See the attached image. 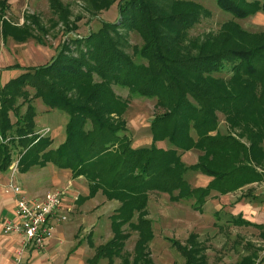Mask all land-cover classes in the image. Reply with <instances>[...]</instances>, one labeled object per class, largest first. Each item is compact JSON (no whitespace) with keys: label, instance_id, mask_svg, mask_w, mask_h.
Wrapping results in <instances>:
<instances>
[{"label":"trees","instance_id":"1","mask_svg":"<svg viewBox=\"0 0 264 264\" xmlns=\"http://www.w3.org/2000/svg\"><path fill=\"white\" fill-rule=\"evenodd\" d=\"M82 1L95 17L116 0ZM214 1L235 20L264 14V0ZM49 3L56 24L69 30V7L61 0ZM8 5L0 0L2 40L44 44L47 30L37 17L27 16L18 26L6 18ZM117 10L114 22L62 43L48 63L7 68L20 74L0 86V173L9 170L17 153L18 171L50 164L68 170L72 178H84L86 198L101 193L119 203L110 215L111 239L96 247L87 264H153L148 253L153 232L146 218L149 192L167 194L174 203L190 201L193 210L201 211L212 194L223 196L264 179V31L247 32L229 21L216 34L188 38L207 12L186 0H120ZM131 31L143 41L132 51L139 61L126 51ZM223 73L228 77L216 76ZM113 86L127 89L131 97L155 99L163 110L149 122V146L134 148L125 123L113 120L128 105ZM38 98L68 115L65 139L55 149L48 136L36 134L32 101ZM218 114L226 124L224 133ZM162 141L167 148L157 146ZM191 150L199 156L188 166L181 156ZM188 174L211 180L204 188H192ZM230 223L261 231L262 247L236 263L255 264L257 251L264 250V225L240 216ZM127 230L137 235L130 254L124 252ZM170 243L184 264H207L197 235L190 234L184 245Z\"/></svg>","mask_w":264,"mask_h":264},{"label":"rangeland","instance_id":"2","mask_svg":"<svg viewBox=\"0 0 264 264\" xmlns=\"http://www.w3.org/2000/svg\"><path fill=\"white\" fill-rule=\"evenodd\" d=\"M119 1L120 0H116L107 11H102L97 16L91 17L87 14L82 0H61L63 5L69 7V30H67L66 25L63 23L59 22L56 24L57 17L54 15V12L50 7L49 0H8L9 5L6 18L12 23L21 26L25 22L24 20L27 16L33 15L37 17L39 25L47 30L43 39L44 45H54L58 48L62 43L67 42L69 39L83 37L89 33L97 31L103 22H114L118 18L117 4ZM186 1H192L201 5L207 12V15L202 17L200 21L189 30L188 38H203L207 34H216L222 25L229 21L237 22L238 25L247 32L258 33L264 31V20H261L260 16L258 17L254 15L246 19L235 20L229 13L221 10L214 0ZM247 1L252 2L256 0ZM13 42H11V39L3 42L0 37V46L4 44L15 49L17 46H14ZM127 42L126 51L135 61H139L132 55V51L134 48L141 47L143 43L141 37L136 32L131 31L128 34ZM32 43L35 42L30 40L27 42V45H31ZM24 50L29 52L31 48H25ZM19 74L20 72L17 75ZM17 75L13 77H16ZM216 76L227 78L228 74L223 73ZM95 81H97V79ZM112 91L122 100H126L128 104L122 115H112L113 120L118 121L120 125L123 124V122L125 123L127 135L133 137L134 146L137 148L149 146L151 144L149 122L155 114H158L163 110L156 107L155 99L131 97L127 89L116 86L112 87ZM30 94H33L32 89H30ZM32 104L37 109V115L41 116L42 123L44 119H46V113L43 111L41 105L46 108L47 106H45L39 98L34 99ZM24 110L25 106L21 108L22 112ZM54 111L57 114L56 117L51 113L50 116H48L49 119H57L61 122H64V119L67 120V113L61 112V110ZM218 119L220 123L219 131L224 133L226 130V124L223 122V116L218 114ZM64 139L65 131L61 132L59 140L53 141V145L59 146ZM51 144L50 148L53 146ZM17 159L18 155L16 153L13 155V162ZM45 171L47 170H44L43 173H45ZM191 177L192 176L188 174L185 179L189 181ZM260 184H264V182L262 181ZM73 195L77 198L84 196L82 192L78 190L75 191ZM148 200L149 203L146 207L148 213L147 217L151 221L153 232V239L148 244V253L153 264H184L185 259L171 245L170 240H175L184 245L190 233L197 235V241L206 256L207 264H236L242 257L249 255L263 245V241L260 239L261 231L259 229L254 227L234 226L230 223L232 217L221 215L219 217L217 216L218 218H215L211 213H208L207 216L205 215L200 219H195L193 218L195 214L192 212L193 210H191L190 201L174 203L169 200V195L164 193L160 194L151 191L148 193ZM77 202L78 199L74 201L76 207L71 213V216L72 219L76 220L77 225L82 224V228H80L78 233V238L82 240V244L85 246L87 240V232L85 230L89 229L93 222L92 216L94 217L95 214L94 209L92 210L87 207V209L84 210ZM94 202L100 204L107 203L101 196L96 198L93 203ZM114 210L115 208L113 210L107 208L99 218L94 229L93 227L91 228L90 240L93 243L94 248L105 244L111 239L112 233L110 231L109 216L113 214ZM179 218L187 219L189 224L183 227V224L180 225L177 222H172ZM127 232L130 233V238L125 243L124 252L130 254L133 251L137 235L132 231L127 230ZM94 248H85L82 252L84 258L92 257ZM260 250L257 251L258 259L255 264H264V260H262L264 258V250ZM14 260H16V257ZM117 262H119V260H116V263ZM19 263L22 264V260ZM100 264H107V262L102 261Z\"/></svg>","mask_w":264,"mask_h":264},{"label":"crops","instance_id":"3","mask_svg":"<svg viewBox=\"0 0 264 264\" xmlns=\"http://www.w3.org/2000/svg\"><path fill=\"white\" fill-rule=\"evenodd\" d=\"M256 16H260L261 20H264L263 14L257 13ZM30 40H27L23 43H15L11 39V42H13L14 46H17L15 47L16 50L12 49L9 45L2 44L0 46V86L4 85L7 81L12 79L13 76L17 75L20 72L18 69L8 70V67H11L13 65H18L20 67L41 66L48 63L56 54L57 46H45L44 44L41 45L36 43L27 45V42H29ZM25 48H31V50L28 52L27 50H24ZM41 107L46 113V119H44V121L41 123V116L36 115V117L34 118L36 132L41 131L45 128L50 129L48 133L49 135L46 134V136L50 138V140L52 141L51 145H53V141L59 140L61 137V132L65 131V125L68 118L67 120L64 119V122H61L57 119H49L48 116H50L51 113H53L55 117L57 114L54 110L46 108L42 105ZM130 137L132 146L134 148H137L136 146H134L133 137ZM157 146L161 148H167L168 144L166 141H162L157 143ZM56 147L57 146L53 145L51 149H55ZM198 156V151L191 150L183 153L181 159L184 164L190 166L197 162ZM44 170L47 171L43 173ZM210 180L211 178L207 176L195 174L188 181V184L193 188H204L210 182ZM262 181L264 182V179ZM262 181L252 183L239 189L238 191L223 196L212 194V197L206 199L201 211H196L191 208V210H193L192 212L195 214L193 218L200 219L202 216H207L208 213H211V215H213V217L215 218L221 215H226L228 217L240 216L246 221L252 223L256 222L255 224L264 225V185L260 184ZM11 182L13 185L20 187L25 196L29 199H41L47 192L53 190H64L65 192L64 199L62 200V205L57 211L55 218L65 214L67 215L66 221H61L58 224L54 225L52 237L47 240L44 249H42L41 251H37L33 248H29L24 251L20 256V261L22 260V264H87L89 258H84L82 252L87 247L94 248L93 243L90 240L92 231L91 228L93 227L94 229L99 218L103 215L107 208L112 210L114 208L116 209L119 206V203L114 200H107L101 193H97L91 198H86L88 194V187L86 186L87 183L84 178H72L68 170H60L50 164L44 167L33 166L24 172L17 170L14 175L11 174L10 168L5 172H1L0 264H15L14 258L17 255L16 251L20 248L21 238L19 235H5L2 232L3 221L7 219H15L14 208L16 205L17 197L8 189V186ZM77 190L81 191L84 195L81 197L85 198L83 202L77 203L81 205V208H83L84 210L87 209V207L92 210L94 209L95 214L94 217L92 216L93 222L90 225L89 229L85 230L87 232V240L85 242V246L82 244V240L78 238V233L80 231V228H82V224L77 225L76 220L72 219L71 216V213L76 207V203H74L75 200H73L72 196ZM100 196L104 198L107 203H93V201H95L96 198ZM148 203L149 200L147 201V205ZM147 216L148 213L146 208V218L149 219ZM53 220L54 219H52L51 222ZM172 222H177L180 225L183 224V227L189 224V221L185 218H179L178 220ZM95 249L96 247L94 248V252Z\"/></svg>","mask_w":264,"mask_h":264},{"label":"built area","instance_id":"4","mask_svg":"<svg viewBox=\"0 0 264 264\" xmlns=\"http://www.w3.org/2000/svg\"><path fill=\"white\" fill-rule=\"evenodd\" d=\"M48 128L36 132L40 136L49 133ZM11 174L18 170V159L10 166ZM264 185V184H263ZM8 189L16 198L14 208V220L7 219L2 223V232L5 235H19L20 248L16 251L15 264H19L21 254L29 248L41 251L45 248L46 242L52 237L54 225L66 221L67 215L56 217L57 211L64 199V190H53L47 192L41 199H29L25 196L20 187L9 184ZM76 200V196H72ZM69 210V209H68ZM54 219L52 222L51 220ZM54 222V223H53Z\"/></svg>","mask_w":264,"mask_h":264}]
</instances>
